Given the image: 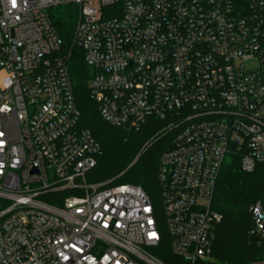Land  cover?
I'll return each mask as SVG.
<instances>
[{
  "label": "built area",
  "instance_id": "1",
  "mask_svg": "<svg viewBox=\"0 0 264 264\" xmlns=\"http://www.w3.org/2000/svg\"><path fill=\"white\" fill-rule=\"evenodd\" d=\"M78 10L74 46L102 118L178 130L157 181L170 250L211 258L227 155L264 164V0H0V264H166L158 211L133 184H90L102 156L52 8ZM67 194L59 206L38 200ZM250 234L264 239V189ZM250 264H264V259Z\"/></svg>",
  "mask_w": 264,
  "mask_h": 264
},
{
  "label": "trees",
  "instance_id": "2",
  "mask_svg": "<svg viewBox=\"0 0 264 264\" xmlns=\"http://www.w3.org/2000/svg\"><path fill=\"white\" fill-rule=\"evenodd\" d=\"M51 17L63 40L64 52H71L69 67L81 111L79 126L90 130L103 149L94 169L101 170L103 178L97 181L102 183L112 180L114 184H130L125 183L126 177L140 165L143 175L131 184L143 188L148 194L146 187L157 178L160 157L173 143V140L167 142L169 134L152 138L159 130L166 128L169 122L150 119L139 131L107 123L91 96L90 69L84 61L83 52L73 44L78 20L77 8L72 4L59 6L56 11H51ZM243 155H231V160L224 164L218 180L213 208L222 215L223 220L216 232L212 254L215 261L202 260L197 264H250L264 259V239L250 234L253 225L252 208L263 194L264 164H257L255 171L246 172L242 169ZM169 243V237L164 238L156 248L159 251L158 257L166 264H177L178 257L171 252ZM239 245L240 250L232 253V249ZM178 264L188 263L183 260Z\"/></svg>",
  "mask_w": 264,
  "mask_h": 264
},
{
  "label": "rangeland",
  "instance_id": "3",
  "mask_svg": "<svg viewBox=\"0 0 264 264\" xmlns=\"http://www.w3.org/2000/svg\"><path fill=\"white\" fill-rule=\"evenodd\" d=\"M63 2V0H60ZM66 4H62L60 6H64ZM74 6V5H73ZM59 6H56L54 8H52V11H56L58 9ZM90 69V68H89ZM91 70V69H90ZM168 127V126H167ZM166 127V128H167ZM80 129H83L79 126ZM162 129V130H159L154 136L152 139H155V138H161L162 136L164 137L166 135V131L165 129ZM144 134L143 133H140L139 135H142ZM169 134V137L167 139V142H170L171 140H174L175 136L178 134V130H175L171 133H168ZM167 134V135H168ZM231 160V155H227L226 157V162H229ZM143 175V169L141 168L140 169V165L133 171L130 173V175H128V177H126V181L125 183H134V180L137 179V178H140L141 176ZM103 178L102 177V171L101 170H94L92 171L88 177H87V181L90 183V184H96V183H100L99 181H97L98 179H101ZM106 182V181H104ZM147 191H148V194L150 195L151 197V200H152V203L153 205L156 207L157 211H158V218H159V226H160V231H161V234H162V237H163V240L164 238L166 239L167 237H169L168 235V230H167V226H166V223H165V220H164V215H163V201H162V197H161V190H160V186L158 184V181H157V178L154 179L153 183L149 184L148 187H146ZM67 194H63V193H49V194H46V195H43L41 197L38 198V200H40L41 202H44V203H47L49 205H52V206H59V204L64 200V198L66 197ZM216 239V238H215ZM237 243H239L237 241ZM170 244V243H169ZM240 244V243H239ZM217 245V244H216ZM215 245V246H216ZM262 246V244L260 245ZM240 245L239 246H236L235 248L232 249V253H236L238 252L240 249ZM223 250V249H222ZM147 251L152 254L153 256L157 257L159 260H161L159 257H158V252L159 251H156V248H151V249H147ZM183 261L182 259L178 258V260L176 261L177 264L180 263V261ZM206 260H210L211 262L215 261V258H214V255L211 256V258L209 259H206ZM206 260H203V261H206ZM162 261V260H161ZM163 262V261H162Z\"/></svg>",
  "mask_w": 264,
  "mask_h": 264
}]
</instances>
